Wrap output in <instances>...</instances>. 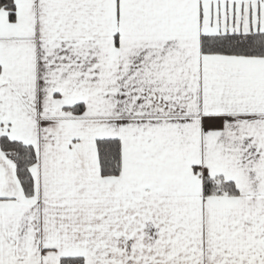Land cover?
<instances>
[{
    "label": "snow or ice",
    "instance_id": "snow-or-ice-1",
    "mask_svg": "<svg viewBox=\"0 0 264 264\" xmlns=\"http://www.w3.org/2000/svg\"><path fill=\"white\" fill-rule=\"evenodd\" d=\"M0 264H264V0H0Z\"/></svg>",
    "mask_w": 264,
    "mask_h": 264
}]
</instances>
